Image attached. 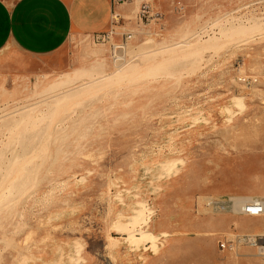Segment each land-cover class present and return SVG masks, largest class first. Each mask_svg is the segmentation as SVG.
Listing matches in <instances>:
<instances>
[{
	"label": "rangeland",
	"instance_id": "374dc122",
	"mask_svg": "<svg viewBox=\"0 0 264 264\" xmlns=\"http://www.w3.org/2000/svg\"><path fill=\"white\" fill-rule=\"evenodd\" d=\"M160 1L113 18L136 55L121 80L83 87L117 68L91 35L46 59L0 52V264H264L243 241L264 215L233 205L264 198V14Z\"/></svg>",
	"mask_w": 264,
	"mask_h": 264
},
{
	"label": "crops",
	"instance_id": "0c3cea01",
	"mask_svg": "<svg viewBox=\"0 0 264 264\" xmlns=\"http://www.w3.org/2000/svg\"><path fill=\"white\" fill-rule=\"evenodd\" d=\"M125 11L112 0H0V52L13 47L27 56L51 58L71 34L107 31L113 14Z\"/></svg>",
	"mask_w": 264,
	"mask_h": 264
},
{
	"label": "built area",
	"instance_id": "2783aa9c",
	"mask_svg": "<svg viewBox=\"0 0 264 264\" xmlns=\"http://www.w3.org/2000/svg\"><path fill=\"white\" fill-rule=\"evenodd\" d=\"M114 4H121L124 3L125 0H112ZM143 5V4H142ZM145 8V7H144ZM145 10L141 12L140 18L144 17ZM235 12H241L242 20L247 21L248 18L250 19L252 15L255 14H264V0H251L245 5L240 6ZM239 16V17H240ZM114 18V17H113ZM113 18L111 20L110 27L107 31L96 33L91 36H95L97 40H105L110 44L109 48V54L110 58L113 61V64L115 66L126 64V62L129 60L134 59L135 56H128V45L130 43V40H132L133 34L132 33H118L114 29V21ZM117 34V37H119L115 42L112 41L114 35ZM90 36V35H89ZM117 59H123L122 61H118ZM251 201H259L261 202V210H252L251 209ZM241 214L249 217H262L264 215V198H254L251 199L249 202L244 203L241 206ZM249 245H254L257 248V252L260 256L264 258V237L253 235V236H247L245 240ZM226 242L220 241V247L221 249L226 248Z\"/></svg>",
	"mask_w": 264,
	"mask_h": 264
},
{
	"label": "bare ground",
	"instance_id": "6f19581e",
	"mask_svg": "<svg viewBox=\"0 0 264 264\" xmlns=\"http://www.w3.org/2000/svg\"><path fill=\"white\" fill-rule=\"evenodd\" d=\"M231 14H233V13H231ZM117 13L116 14H113V17L114 18H117ZM118 20V19H117ZM252 25V24H251ZM254 26H256V28H261V26L258 24V23H256V25L254 24ZM250 27V26H249ZM244 29V28H243ZM258 30V29H257ZM240 31L241 30H239V29H233V28H230V29H227L226 30V33H228V34H226L227 36H229L230 34L229 33H231V35L232 34H236V33H240ZM225 32V31H224ZM240 35V34H239ZM242 35V34H241ZM245 35V34H244ZM190 41H191V39L190 40H183L182 42H176L174 45L175 46H172L171 48H177V47H184V46H189V45H191L190 44ZM170 47H163V48H161L160 50H161V52L162 51H166V50H168ZM159 50V51H160ZM152 51H154L155 52V50H152ZM157 52V51H156ZM147 53L148 52H142L141 54L142 55H144V54H146L147 55ZM151 53V52H150ZM136 56V55H135ZM118 61H122L123 59H117ZM131 61V60H130ZM127 62H129V60L127 61ZM126 62V63H127ZM117 68L115 69V71L114 72H112V73H110V74H105V75H101V76H97V77H95V78H92V79H90V81L89 82H87V83H85V84H83V87H88V86H91V85H93V84H95V83H97V82H101V81H103V80H105V79H111V78H113L114 79V81L115 80H121V79H123V78H125L127 75H131L132 73H133V70L135 69V67H136V65H134V64H122V66L120 65L119 67H118V65L116 66ZM126 67V68H125ZM67 78H71V77H75V76H66ZM127 78V77H126ZM112 79V80H113ZM113 82V81H112ZM81 86H82V84H81ZM81 86H79V87H81ZM75 88V87H74ZM73 88V89H74ZM74 91V90H73ZM61 94V93H60ZM57 99V98H56ZM236 104H237V102H236ZM236 107H237V105H236ZM226 111H228V110H226ZM232 111V110H231ZM229 112V111H228ZM254 198H256V197H239V198H236V199H234V203H233V205H234V211L235 212H237V213H241V206L244 204V203H247V202H249L251 199H254ZM251 209L252 210H261V202H259V201H251ZM138 213V212H137ZM142 215V214H141ZM143 221V220H142ZM140 225V224H139ZM119 228V227H118ZM264 228V227H263ZM141 229L142 228H140V229H138V230H134V231H141ZM119 230H120V233L121 234H124V235H126L125 236V240H129V241H131V242H139V241H149L150 243H151V245H150V247H156L157 245V243H156V239H157V236H155L154 234H151L150 232H148V231H141V236H136L135 234H133V229L131 230L129 227H127V226H122V227H120L119 228ZM260 232V231H259ZM261 232H264V230H261ZM259 233V234H261V235H264V234H262V233ZM254 234H256V233H254ZM249 236H253V235H249ZM264 237V236H263ZM111 238H112V236H111ZM240 239H242V238H240ZM239 239V240H240ZM144 246V245H143ZM142 246V247H143ZM76 252V251H75ZM69 253V252H68ZM77 253V252H76ZM72 260V259H71Z\"/></svg>",
	"mask_w": 264,
	"mask_h": 264
},
{
	"label": "snow or ice",
	"instance_id": "6c2138e0",
	"mask_svg": "<svg viewBox=\"0 0 264 264\" xmlns=\"http://www.w3.org/2000/svg\"><path fill=\"white\" fill-rule=\"evenodd\" d=\"M169 171H171V169H169Z\"/></svg>",
	"mask_w": 264,
	"mask_h": 264
}]
</instances>
